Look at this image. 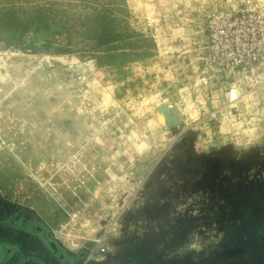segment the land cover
I'll return each instance as SVG.
<instances>
[{"label":"rangeland","instance_id":"374dc122","mask_svg":"<svg viewBox=\"0 0 264 264\" xmlns=\"http://www.w3.org/2000/svg\"><path fill=\"white\" fill-rule=\"evenodd\" d=\"M8 9L32 23L20 44L0 29V264L58 263L24 243L12 223L25 221L74 264H264V63L228 70L210 45L221 14L264 18V0H0Z\"/></svg>","mask_w":264,"mask_h":264},{"label":"built area","instance_id":"2783aa9c","mask_svg":"<svg viewBox=\"0 0 264 264\" xmlns=\"http://www.w3.org/2000/svg\"><path fill=\"white\" fill-rule=\"evenodd\" d=\"M210 40L213 59L228 70L264 63V18L258 14H221L211 24Z\"/></svg>","mask_w":264,"mask_h":264},{"label":"flooded vegetation","instance_id":"af4514ba","mask_svg":"<svg viewBox=\"0 0 264 264\" xmlns=\"http://www.w3.org/2000/svg\"><path fill=\"white\" fill-rule=\"evenodd\" d=\"M233 164L232 165H229L228 167V171L230 172H235L237 171L240 172L242 168H240L239 166H235L234 165V162L235 161H232ZM244 199V198H242ZM242 203L244 204L242 206V208L244 210H247L245 208L246 206V203H248L247 200H241ZM259 207H257L260 212L262 213V216H260L261 218H259V220H263L264 221V196H261L259 198ZM12 225L14 226L15 229L21 231V232H24L25 233V238H24V243L26 245L28 244H31L32 245V237L35 239L38 240V242L40 243V245L44 246L43 243L45 242V244H47V247H48V250L50 252L51 255L55 256L58 260V263L57 264H74L73 263V256H71V254L67 251H64L63 248H61L60 244L55 240L53 239V236L52 234L44 229L41 225H38L36 223H30L28 221H25V222H21V223H18V222H14L12 223ZM264 226V224H263ZM256 230V229H255ZM257 231V230H256ZM264 232V228L262 230ZM146 248V247H145ZM247 249H250V248H247ZM246 249V250H247ZM258 252H259V255L260 253H264V249L262 247H258ZM139 251V250H138ZM148 252L150 253V247H148ZM42 253V252H41ZM44 254H38L36 252H32L31 254H28V255H22V256H19L18 259L16 260H12V264H48L45 259H44ZM157 256V257H155ZM151 257H153L154 259H157L160 258L159 255L157 254H154L152 253ZM259 257V256H258ZM208 260H199V261H190V262H185V264H208L207 263ZM213 261V260H211ZM250 264H259L258 261H250L248 260ZM10 261L6 260L4 261V263L6 264H11ZM111 263H119V262H116V261H110ZM159 262V261H158ZM173 264H175V262H172Z\"/></svg>","mask_w":264,"mask_h":264},{"label":"trees","instance_id":"16d2710c","mask_svg":"<svg viewBox=\"0 0 264 264\" xmlns=\"http://www.w3.org/2000/svg\"><path fill=\"white\" fill-rule=\"evenodd\" d=\"M0 15V29L7 30L9 34V37L7 38V41L9 43H21V39L23 38V33L28 32L27 30L30 27V24L32 21H23L21 18L17 16V12L13 9H8L4 13H1ZM37 25V24H36ZM47 28V25H38L34 29L37 33L35 36H33V41L31 43H28L29 49H36L38 47L37 43H35L36 39L41 38V36H44L45 34L43 31L45 30H39V29H45ZM45 39V38H44ZM49 40H44V42H41L42 46H48Z\"/></svg>","mask_w":264,"mask_h":264},{"label":"water","instance_id":"95a60500","mask_svg":"<svg viewBox=\"0 0 264 264\" xmlns=\"http://www.w3.org/2000/svg\"><path fill=\"white\" fill-rule=\"evenodd\" d=\"M175 108V106H173ZM159 109L163 112L166 124L171 128L176 126H182L184 121L180 120L177 122L179 113L174 111L173 108L168 106V103L164 102L159 105Z\"/></svg>","mask_w":264,"mask_h":264}]
</instances>
